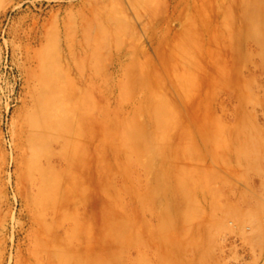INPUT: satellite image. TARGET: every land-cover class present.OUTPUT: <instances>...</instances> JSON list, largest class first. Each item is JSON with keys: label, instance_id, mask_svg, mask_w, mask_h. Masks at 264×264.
<instances>
[{"label": "rangeland", "instance_id": "rangeland-1", "mask_svg": "<svg viewBox=\"0 0 264 264\" xmlns=\"http://www.w3.org/2000/svg\"><path fill=\"white\" fill-rule=\"evenodd\" d=\"M112 1L134 33L128 37L139 62L149 66L148 78L157 81L175 105L176 127L163 147L176 153L177 185L188 191L190 202L183 219L179 207L158 206L148 195V164L130 151L127 186L116 168L112 183L136 224L115 240L103 239L104 226L96 222V241L79 245L83 261L93 252L104 264H264V25L256 31L241 26L247 15L236 13L238 6L231 0L221 1L219 15L210 21L188 9L178 12L171 3L157 23L131 0H0V264H60L56 255L42 252L39 258L41 250L36 251L46 230L30 200L40 185V173L30 172L32 136L25 117L39 83L40 54L50 45L56 44L58 63L69 68V77L81 86L90 85V71L84 68L78 74L70 64L67 38L72 36L80 45L87 28L94 36L91 9ZM103 52L97 75L115 83L123 78L120 63ZM122 55L130 61L129 51ZM183 58L196 62L193 72L176 65V59ZM90 60L87 57L84 65ZM175 78H189L187 96L176 95ZM107 101L113 105L114 96L108 95ZM58 145L54 141L51 153L38 157L40 168L65 164ZM100 157L105 160L106 152ZM132 183L149 202L143 208L135 207ZM91 188L87 186L79 204V216H89L102 202ZM168 214L173 220L165 225L162 219ZM117 215L114 211L112 217L116 220ZM49 216L56 219L57 212L51 210ZM63 221L70 226V218ZM112 252L119 253L111 257Z\"/></svg>", "mask_w": 264, "mask_h": 264}, {"label": "bare ground", "instance_id": "bare-ground-1", "mask_svg": "<svg viewBox=\"0 0 264 264\" xmlns=\"http://www.w3.org/2000/svg\"><path fill=\"white\" fill-rule=\"evenodd\" d=\"M131 1L146 12L149 20L155 19L157 23L162 11L171 3L178 12L188 9L194 16L201 17L204 21L209 18L210 21L211 16L219 15L218 8L223 0ZM231 1L238 6L236 13L247 15L240 22L241 26L253 31L262 28L264 0ZM90 15V21L97 27L95 35L88 34L87 28L80 45L68 35L66 51L72 68L78 74L84 68L90 71L93 76L90 85L81 86L70 78L69 68L58 63L56 44L50 45L40 54L39 83L34 87V102L25 117L32 136L30 172L37 169L40 173V185L32 192L30 200L36 207L35 214L40 219L39 223L46 230L36 246L37 253L40 250L41 253L33 254H37L39 258H43L42 252H46L48 256L56 255L60 264H104L93 252L84 262L85 255L79 251L81 242L96 241V222L100 221L104 226L103 239L115 240L126 236L131 226L136 224V220H131L119 200L118 190L112 183L116 168L122 172L124 186H127L129 171L126 167L130 161V151H134L136 157L148 164V173H151L148 195L153 196V200L157 199L158 206L167 209L179 207L183 219L190 202L188 191L177 185L179 176L173 166L176 153L171 148L163 147L169 131L176 127L175 105L162 93L157 81L148 78L146 70H149V66L146 68L135 55L134 41L131 36L128 37L130 32L123 23L117 1L92 8ZM249 15L257 18L248 19ZM259 20L262 21L257 22ZM161 39L165 38H158L157 41L160 42ZM127 51L130 52L129 62L122 55ZM102 52L105 53V58L119 61V71L123 74L119 81L111 83L109 76L101 78L97 75L98 57ZM87 57L91 60L84 65ZM176 65H185L189 73L197 67L196 62L188 58L176 59ZM174 82L177 83L176 95L187 96L189 78H175ZM130 86L133 88V95L129 94ZM111 94L114 96L113 105H108L107 98ZM127 107H130L129 113ZM54 141L59 142L57 151L65 164H48L40 168L37 165L38 157L51 153ZM102 152H106L105 160L100 157ZM119 157L124 159L122 164L118 161ZM106 160L109 167L105 166ZM167 164L171 165L170 168H167ZM87 173L90 181L87 186L92 187L93 195L101 196L102 202L99 208L85 217L82 214L79 216L77 211L85 199ZM140 189L132 183L131 191L137 208H143L149 203ZM51 210L57 212L56 219L49 216ZM114 211L119 216H116V220L112 217ZM68 218L71 219L69 227L63 221ZM172 220V216L168 214L162 222L166 225L171 224ZM117 253L119 252H112L110 256L115 257Z\"/></svg>", "mask_w": 264, "mask_h": 264}]
</instances>
